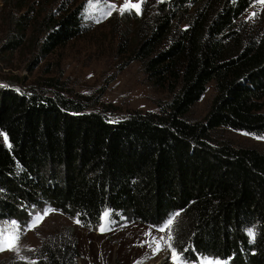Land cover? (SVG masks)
<instances>
[{
	"label": "trees",
	"instance_id": "obj_1",
	"mask_svg": "<svg viewBox=\"0 0 264 264\" xmlns=\"http://www.w3.org/2000/svg\"><path fill=\"white\" fill-rule=\"evenodd\" d=\"M259 1L144 0L140 13L109 20L123 37L117 52L145 62L149 83L166 92L159 113L114 122L89 111L88 99L0 87V222L45 208L89 231L106 212L113 225L176 218L182 261L264 264V153L214 140L225 129L264 136V25L245 17ZM3 2L12 9L10 53L42 32L47 56L91 30L80 6L35 15L31 0ZM210 84L216 96L204 120H187ZM56 241L33 263L0 264H78L76 241Z\"/></svg>",
	"mask_w": 264,
	"mask_h": 264
},
{
	"label": "rangeland",
	"instance_id": "obj_2",
	"mask_svg": "<svg viewBox=\"0 0 264 264\" xmlns=\"http://www.w3.org/2000/svg\"><path fill=\"white\" fill-rule=\"evenodd\" d=\"M30 3L35 7V15L41 11H44L43 14L49 11L59 13L63 8L80 6L86 13L91 30L86 36L47 56L40 52L45 39L42 32H37L30 44L26 43L22 49L10 53L4 50V43L10 34L7 12L12 9L5 7L0 0V87L12 88L17 93L45 91L44 94L51 96L59 93L82 101L88 99L89 111H98L114 122L139 113L161 111L168 99L166 92L149 83L145 62L131 61L128 55L117 52L123 37L120 32L113 33L108 26L111 18L135 11L120 10L125 0H31ZM245 17L248 21L264 25V3L260 0L253 5ZM122 29L125 30L126 25ZM215 96V86L210 84L205 96L186 117L187 120L202 122ZM214 140L264 153V136L225 129L218 130ZM37 215L44 218L32 227ZM176 221L175 218L170 226L156 228L127 221L113 225L104 214L102 224L110 230L89 231L61 213L45 208L32 212L26 222H0V230L6 234L14 233L17 228L21 232L18 246L14 250L0 251V260L18 257L33 263L36 261L34 253L48 238L57 240V243L68 238L76 241L78 264H181L179 255L178 259L172 258L175 250L171 233ZM210 262L215 264L217 261L204 258L193 264Z\"/></svg>",
	"mask_w": 264,
	"mask_h": 264
},
{
	"label": "snow or ice",
	"instance_id": "obj_3",
	"mask_svg": "<svg viewBox=\"0 0 264 264\" xmlns=\"http://www.w3.org/2000/svg\"><path fill=\"white\" fill-rule=\"evenodd\" d=\"M144 2V0H139V2L133 3L132 0H125V3L123 5V7L120 9L121 11H131V10H135L137 13L140 12L141 10V4ZM262 3H264V0H261ZM255 15V14H254ZM0 135H4V139L7 142V136L6 134L0 133ZM8 147L10 148L11 145L10 143L8 144ZM108 213H105V218H107ZM44 218L43 215H37L35 217V219L32 221V227H36L38 222L42 221ZM77 223H80L79 220L76 221ZM173 223L172 219H169L167 221V225L170 226ZM99 230L101 232H104L106 230H110V228H108L105 224H101L99 225ZM249 236L251 237V242L255 241V232L249 230L248 232ZM20 235L21 232L19 231V229L17 228V230L12 233V234H6L3 230H0V251L3 250H7V249H12L14 250L17 246H18V241L20 239ZM171 238V237H170ZM157 251H159V248L157 247L156 249ZM174 260L178 259V254L173 251V257ZM181 264H186L185 261H181ZM211 264V262H210ZM215 264H220L219 261L215 262Z\"/></svg>",
	"mask_w": 264,
	"mask_h": 264
}]
</instances>
